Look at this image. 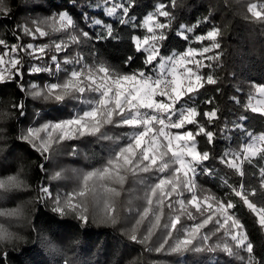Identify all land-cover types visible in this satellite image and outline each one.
I'll return each mask as SVG.
<instances>
[{
	"label": "snow or ice",
	"instance_id": "6c2138e0",
	"mask_svg": "<svg viewBox=\"0 0 264 264\" xmlns=\"http://www.w3.org/2000/svg\"><path fill=\"white\" fill-rule=\"evenodd\" d=\"M177 2L159 3L155 11L138 20L132 14L137 0H87L83 4L77 0L68 8L33 18L31 26L26 23L14 28L17 40L21 36L33 39L58 36L41 45L10 46L13 54L25 53L36 61L27 70L29 75L47 73L53 79L42 86L36 82L26 86L24 57L13 55L7 61L9 67L0 70V87L14 83L21 97L11 102L10 109L0 107V124L12 120L19 123L26 118L29 98L61 105L71 102L73 111L67 118L37 120L21 129L17 137L39 157L35 168L42 178L34 189L35 202L50 207V211L60 218L71 216L81 227L92 223L115 228L130 223L131 227L121 234L131 244L140 245L144 253L165 256L208 254L205 257L207 264H213L215 254L222 253L226 259L235 257L241 264H264L245 224L232 211L236 204L231 199L217 197L197 183L200 175H215L214 169L205 162L216 157L211 149H198L197 137L202 136L208 145H215L218 134L214 128L220 118L219 108L201 111L198 97L206 85L219 82L214 69L220 67L224 55L219 41L222 31L213 25L206 34L195 36L196 42L208 41V45L169 54L166 41L170 39L175 19L170 9L176 7ZM24 7L35 10L41 5ZM77 7L84 9L80 18L88 31L79 28L78 21L69 11V8ZM90 7L100 9L102 15H90L87 11ZM261 8L264 9V4ZM247 11L258 20L264 17V12L257 11L255 3H250ZM10 15L6 0H0V20ZM104 17L114 18V22H108ZM210 19L205 16L198 23ZM116 25L145 30L143 35L132 34L130 37L135 53L143 56L140 67H131L135 59L132 55L123 61V69L96 56L95 44L120 39ZM193 31L194 27L180 24L175 35L188 41V34ZM86 43L93 45L88 49L91 58L82 51H73ZM0 45L6 49L0 55V66H3L9 46L4 39H0ZM61 53L64 54L62 57ZM208 53L212 54L206 55ZM204 68L213 71L205 74ZM180 69L183 71H178ZM252 89L264 96V84L252 85ZM252 98L250 92L249 102L242 107L264 117V101L258 100L259 106L253 105ZM232 100L241 103L236 97ZM203 103L212 104L213 101L206 99ZM34 115L40 117V112ZM237 119L246 121L249 117L241 114ZM188 125H194L195 130L187 129ZM209 126H213V130ZM232 128L236 131L244 129L243 134L249 142L240 151H224L219 156V163L239 177L236 183H229L224 178L223 184L256 214L259 228L264 230V197L259 207L250 200V195L257 193L255 188L246 187L244 169L245 162L252 165L253 158L264 152L261 147L264 145V131L254 135L235 121ZM171 129L185 130L173 133ZM230 131L225 125L219 129V134L227 140ZM5 140V128L0 127V143ZM81 140H89L97 146L107 142V147L102 149L106 154L101 156L99 166L90 170L56 171L51 179H61L66 171H70L77 176L78 184L69 192L54 191L47 182L48 162L62 154L60 149L65 144ZM67 155L73 158L83 155L85 159H91L87 152L79 151L78 144H74ZM31 167L21 161L14 174L0 176V199L33 191L26 178ZM260 177V185L264 187V167L260 168ZM30 203L23 201L0 211V216L26 218ZM22 239L0 225V264H8L10 255L20 251L13 247L9 252L5 246Z\"/></svg>",
	"mask_w": 264,
	"mask_h": 264
},
{
	"label": "trees",
	"instance_id": "16d2710c",
	"mask_svg": "<svg viewBox=\"0 0 264 264\" xmlns=\"http://www.w3.org/2000/svg\"><path fill=\"white\" fill-rule=\"evenodd\" d=\"M87 0H79L83 4ZM171 0H137V6L132 10V14L142 19L150 11H155L159 3L170 4ZM11 9V15L7 19L0 20V39H4L9 46L7 59H10L13 53L10 46L13 44H28L25 36L20 40L16 39L13 29L30 23L35 17L48 15L53 11L68 8L70 3H77V0H6ZM29 4L41 5V7L32 10L24 7ZM81 7L69 8L71 14L78 21L79 28L88 31L89 28L80 18ZM175 19L173 21L170 39L166 41L168 53L183 52L188 47L200 48L208 45L210 42L204 41L203 44L195 41V36L206 34L213 25L221 28L222 36L219 41L223 50V58L220 67L215 68V74L219 77L217 85H206L201 89L198 100L200 101V110H210L213 107L219 108V119L216 121L214 130L217 132V139L214 146L206 143L204 137H197V147L199 150L211 149L216 157L211 162L205 164L214 169L215 175L208 177L200 175L197 183L203 188L210 190L217 197L222 199H231L236 208L233 209L237 217L245 224L250 238L256 243V252L264 258V230L259 228L256 214L252 213L240 197H236L231 190L223 184V179L227 178L229 183H236L239 177L233 170L219 163V156L224 151H240L241 148L249 142V138L243 134L244 129L236 131L232 128V123H241L244 128L252 131L254 135H259L264 131V117L259 113H252L250 109H244L243 104L248 103L249 93L253 94L252 85L264 84V19L252 17L250 13L245 12L238 7L233 0H178L177 6L170 9ZM90 15L100 17V9L90 7L87 9ZM205 16H210L208 22L198 23ZM108 22H114V18L104 17ZM164 21L165 18L158 17ZM185 24L194 27V31L189 33V40L185 41L175 35L178 25ZM119 37L118 40L105 41L95 44V53L102 60L123 69V61L129 55L135 57L131 67L137 68L142 64L143 56L135 53L130 37L132 34L143 35L145 30H133L129 27L116 25ZM95 32L97 29H91ZM57 35L47 37L48 40L57 39ZM51 42V41H50ZM43 44L40 42L39 45ZM93 47L91 44H84L79 49L73 48V51H82L86 57H90L88 49ZM5 46L0 45V55L5 52ZM216 51V50H214ZM52 53H49L51 55ZM208 53L206 55H210ZM18 55V54H16ZM64 54L61 53L62 57ZM24 60V81L28 86L30 83H39L47 78L46 73L29 75L27 70L36 63L25 53H20ZM91 58V57H90ZM199 59V57H197ZM6 64V63H5ZM1 67V66H0ZM127 70V69H124ZM207 74L213 71L208 68L202 69ZM220 91L217 92L216 89ZM21 94L14 83H9L0 87V107L5 110L10 109L11 102L20 99ZM232 97L241 101L235 103ZM211 99L212 104H204L203 101ZM27 117L19 123L15 120L0 124L5 128L6 140L0 143V176L15 173L21 161L32 167L27 170L28 183L32 185L33 191L24 194H17L6 197L8 206H13L21 200L31 201L26 212V218L21 223H17L19 229L17 235L22 237L14 245H6L9 252L15 247L20 250L18 254H11L8 264H207L205 257L208 254H187L185 256H165L163 254L144 253L140 245L131 244L121 233L127 228L116 226L115 228L97 226L90 223L81 227L79 222L71 216L60 218L57 214L50 211V207H44L35 202V187L41 181L42 174L35 168L39 163L38 155L32 151L26 143L17 139L20 130L31 122L39 119H63L67 118L73 106L68 104L45 103L42 101L27 102ZM40 112V117L34 114ZM245 114L249 117L246 121H239L237 117ZM202 119V118H198ZM225 125L231 130L228 135L230 139L225 140L219 134V129ZM187 129L195 130L194 125L186 126ZM213 130V126H209ZM183 132L185 129H176ZM124 131V130H118ZM74 144L79 145L81 153L87 152L91 159H85L83 155L73 158L67 155ZM107 147V142L97 146L89 140L72 141L65 144L60 153L48 162L49 179L47 180L56 191L55 181L50 177L56 172L60 164H71L81 167L83 170H90L92 167L99 166L101 156L106 152L102 151ZM264 147V145H261ZM95 154V155H94ZM264 167V152L253 158V164H244L246 187L255 188L256 195H250V200L261 206V198L264 197V187L260 185V168ZM123 199V198H122ZM126 199V197H124ZM242 255H246L241 253ZM241 264L235 257L226 259L222 253L214 256L213 264Z\"/></svg>",
	"mask_w": 264,
	"mask_h": 264
},
{
	"label": "rangeland",
	"instance_id": "374dc122",
	"mask_svg": "<svg viewBox=\"0 0 264 264\" xmlns=\"http://www.w3.org/2000/svg\"><path fill=\"white\" fill-rule=\"evenodd\" d=\"M233 1H235L237 3L238 7H240L241 9H243L245 12L247 11L248 5L250 3L257 4V11L264 12V9L261 8V5L264 4V0H233ZM261 19H264V17H262ZM28 24H29V26H31L30 23H28ZM23 25H25V24L23 23L22 26ZM25 38L29 41L28 44L31 43V44H34V45H39L40 42H43V44H45L44 41L47 40L46 39L47 37H43V38L37 37L36 39H33L31 36H25ZM50 41L51 40H48L46 43H50ZM16 54H18L17 56L20 55V53H16ZM16 54H13V55H16ZM8 60L9 59H7L5 57L6 64L3 65V66H1L0 67V70H5V69H7L9 67V64L7 63ZM178 71H183V70L180 69ZM52 79L53 78L49 77L48 74H47V78L41 80L39 82V84L42 86L45 82L50 81ZM252 97L253 98L251 100V103L253 105H257V101L258 100L264 101V96H261L258 92H255L254 90H253ZM257 106H259V105H257ZM37 120H39V119H37ZM37 120H35V121H37ZM48 120H52V119H48ZM54 120H58V119H54ZM35 121H33L30 124H28L25 127V129L27 127L31 126ZM39 121L40 122H43V121H46V120L45 119H42V120H39ZM170 131L173 132V133L179 132V130H176V129H171ZM62 169H65V170L79 169L81 171H85L81 167H76L75 165H71V164H66V165L60 164L59 167H58V169H56L55 171H60ZM8 174H14V173L8 172ZM54 181H55V187L57 189L56 191H59L61 193H65V192L72 191L73 188L77 187V184H78V178H77V176L74 173L70 172V171H66L64 173V176L61 179H54ZM122 198L124 199L123 196H122ZM23 201H28V200H21V201L17 202L13 206H8V201H7L6 197H4L3 199H0V211H6L8 209H11V208L15 207L16 205L22 203ZM23 218L24 217H11V216H7V215L0 216V225H2L8 231L17 234V232H19V229L16 228L17 223L18 222L21 223V221H22ZM123 225L126 228H130L131 227V224L130 223H124ZM117 226H122V224L121 225H117ZM209 227H211V225H209ZM213 240H215V238H213Z\"/></svg>",
	"mask_w": 264,
	"mask_h": 264
}]
</instances>
